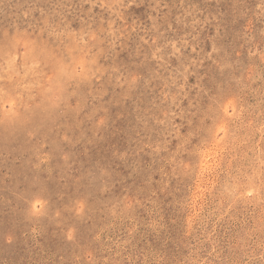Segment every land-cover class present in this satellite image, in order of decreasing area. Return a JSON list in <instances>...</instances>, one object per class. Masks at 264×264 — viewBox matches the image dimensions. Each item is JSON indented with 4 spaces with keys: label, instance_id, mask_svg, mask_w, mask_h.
I'll list each match as a JSON object with an SVG mask.
<instances>
[{
    "label": "rangeland",
    "instance_id": "rangeland-1",
    "mask_svg": "<svg viewBox=\"0 0 264 264\" xmlns=\"http://www.w3.org/2000/svg\"><path fill=\"white\" fill-rule=\"evenodd\" d=\"M0 264H264V0H0Z\"/></svg>",
    "mask_w": 264,
    "mask_h": 264
}]
</instances>
